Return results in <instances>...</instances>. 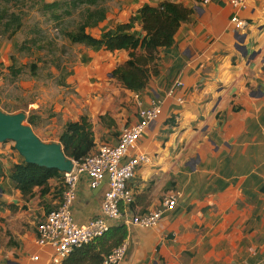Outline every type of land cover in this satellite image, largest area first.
<instances>
[{
    "label": "crops",
    "instance_id": "1",
    "mask_svg": "<svg viewBox=\"0 0 264 264\" xmlns=\"http://www.w3.org/2000/svg\"><path fill=\"white\" fill-rule=\"evenodd\" d=\"M162 2L191 13L153 61L133 51L148 71L141 90L125 89L112 75L131 50L69 41L76 59L62 75L52 67L49 78L36 76L29 65L30 80H20L26 66L15 67L12 58L30 54L36 39L24 22L14 37L0 36V111L34 118L33 132L45 144H60L65 125L85 118L91 154L115 145L121 130L139 121L138 110L159 101V118L138 141V153L149 162L127 183L133 203L121 211L145 215L170 196L178 204L151 229L124 226L121 264H264V0H249L242 9L229 0H113L105 19L86 34L99 39L133 17L130 33L143 37L139 11ZM234 15L241 30L230 22ZM12 65L20 69L16 76ZM23 162L12 142L0 143V264H51V250L35 244V224L61 206L62 173L24 197L10 179L13 166ZM88 182L80 178L70 207L78 225L101 217L107 178L95 189Z\"/></svg>",
    "mask_w": 264,
    "mask_h": 264
},
{
    "label": "trees",
    "instance_id": "2",
    "mask_svg": "<svg viewBox=\"0 0 264 264\" xmlns=\"http://www.w3.org/2000/svg\"><path fill=\"white\" fill-rule=\"evenodd\" d=\"M26 0H0V36L12 38L22 28L24 14L20 5ZM42 2L44 0H41ZM42 8L49 13L51 21L58 23V32L62 38L73 45H83L89 48H103L108 51L131 50L129 60L118 66L112 73L127 90H141L148 80V71L141 67V60L135 57L133 51L140 49L147 61H153L160 48H169L173 44V36L179 25L188 20L189 10L178 5L162 2L158 7H144L139 11L143 37L130 33L135 19L129 24L119 25L104 33L99 39L86 34V28L102 22L106 17V8L99 0H66L51 4L42 3ZM79 10V11H78ZM57 11H61L57 13ZM75 15L79 21L68 22L63 17ZM61 27V28H60ZM60 29V30H59ZM17 47V46H16ZM14 62V59L12 58ZM14 65V64H13ZM10 67L16 76L20 69ZM32 73L35 66H31ZM26 122L31 127L34 118L27 117ZM63 154L67 159L80 162L90 154L94 144L92 134L85 118L79 122L67 123L59 137ZM57 170H49L32 164L15 165L11 169L10 179L15 188L25 197L32 194L36 187L45 189L52 178H60ZM42 189V190H43ZM47 190L43 191V193ZM126 237L124 226L115 225L102 237L79 249H75L62 264H102L103 257L112 248L120 246Z\"/></svg>",
    "mask_w": 264,
    "mask_h": 264
},
{
    "label": "built area",
    "instance_id": "3",
    "mask_svg": "<svg viewBox=\"0 0 264 264\" xmlns=\"http://www.w3.org/2000/svg\"><path fill=\"white\" fill-rule=\"evenodd\" d=\"M220 0H200L202 5H208ZM249 0H229L235 9H242ZM235 31L244 25L235 15L230 19ZM176 82L175 86H181ZM161 103L153 102L150 107L139 109V121L135 125L124 127L115 145H102L96 152L87 155L80 162H73L70 172L62 173L65 184L63 201L58 209L47 213L35 224V244L38 248L51 250V264H62L75 250L92 243L106 234L111 226H134L141 229L155 227L162 217L163 211H173L177 206V197L170 196L162 200L161 209L145 215L126 216L121 211L133 203V196L127 183L134 177L138 166L148 163L149 158L138 153V141L159 118ZM82 176L88 178L89 187L95 189L107 178L106 189L100 202L101 217L86 224L78 225L71 216L70 207L75 199L77 184ZM129 217V218H128ZM124 243L113 248L103 257L102 264H121L126 254ZM37 261V257H32Z\"/></svg>",
    "mask_w": 264,
    "mask_h": 264
},
{
    "label": "rangeland",
    "instance_id": "4",
    "mask_svg": "<svg viewBox=\"0 0 264 264\" xmlns=\"http://www.w3.org/2000/svg\"><path fill=\"white\" fill-rule=\"evenodd\" d=\"M52 1L53 2L50 3H46L45 1L43 2L46 4H51L66 0ZM111 1L113 0H99L100 4L103 5L107 10L106 15L108 13V3ZM43 2L41 0H26L20 5L21 11L24 14L23 22L25 23L26 31H32V34L36 39V43L34 45H29L30 54L28 55H30V57H27L28 55L26 57L25 55L22 57L15 55L14 57L16 58L14 59L15 67L19 66L21 68L26 66V73H24V75L21 74L22 76L19 77L20 80H30L29 73L31 74V72L29 65L35 66L36 76L42 77L41 75L43 74L44 77L49 78L52 76V74H49L50 72L48 71H51L52 67L57 68V76L58 73L62 75L65 72V69H68L76 59L72 49L67 46L68 41L62 38L58 32V23L56 21H51L49 18V13L43 10ZM60 12L61 11H57V13ZM63 20L71 25L70 21L77 20L78 22L79 18H77L75 15H70L63 17ZM23 37L24 35L21 34L18 39L19 43L23 41ZM26 41L27 40H25V43L23 42V44H26ZM36 53L38 54L37 56H35ZM20 83L21 82H18L15 87H11V92H8L9 94L7 93V98H11L12 93L15 92L14 90H18L16 87L20 86ZM26 119L27 116L25 115L23 124L32 128L33 131V127L28 125Z\"/></svg>",
    "mask_w": 264,
    "mask_h": 264
},
{
    "label": "water",
    "instance_id": "5",
    "mask_svg": "<svg viewBox=\"0 0 264 264\" xmlns=\"http://www.w3.org/2000/svg\"><path fill=\"white\" fill-rule=\"evenodd\" d=\"M24 119V113L10 115L0 111V143L12 142L26 164L60 173L70 172L74 161L64 156L61 145L41 142L32 128L23 124Z\"/></svg>",
    "mask_w": 264,
    "mask_h": 264
}]
</instances>
